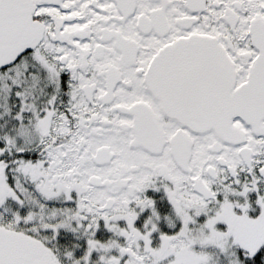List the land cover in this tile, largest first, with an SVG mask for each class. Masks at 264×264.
I'll return each mask as SVG.
<instances>
[{
	"label": "snow or ice",
	"instance_id": "snow-or-ice-1",
	"mask_svg": "<svg viewBox=\"0 0 264 264\" xmlns=\"http://www.w3.org/2000/svg\"><path fill=\"white\" fill-rule=\"evenodd\" d=\"M0 264H264V0H0Z\"/></svg>",
	"mask_w": 264,
	"mask_h": 264
}]
</instances>
